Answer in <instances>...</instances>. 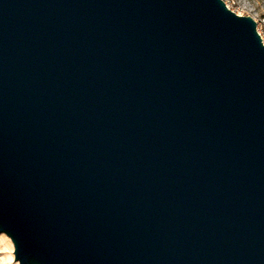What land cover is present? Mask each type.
<instances>
[{"label":"water","instance_id":"obj_1","mask_svg":"<svg viewBox=\"0 0 264 264\" xmlns=\"http://www.w3.org/2000/svg\"><path fill=\"white\" fill-rule=\"evenodd\" d=\"M0 232L20 264H264L256 20L0 0Z\"/></svg>","mask_w":264,"mask_h":264},{"label":"rangeland","instance_id":"obj_2","mask_svg":"<svg viewBox=\"0 0 264 264\" xmlns=\"http://www.w3.org/2000/svg\"><path fill=\"white\" fill-rule=\"evenodd\" d=\"M228 4L237 14L252 16L257 22L258 31L264 35V0H228ZM0 264H20L15 259L12 240L2 232H0Z\"/></svg>","mask_w":264,"mask_h":264},{"label":"built area","instance_id":"obj_3","mask_svg":"<svg viewBox=\"0 0 264 264\" xmlns=\"http://www.w3.org/2000/svg\"><path fill=\"white\" fill-rule=\"evenodd\" d=\"M225 1V3L228 5V7H229V4H228V0H224Z\"/></svg>","mask_w":264,"mask_h":264},{"label":"bare ground","instance_id":"obj_4","mask_svg":"<svg viewBox=\"0 0 264 264\" xmlns=\"http://www.w3.org/2000/svg\"><path fill=\"white\" fill-rule=\"evenodd\" d=\"M260 30V29H259ZM260 34L263 36V38H264V35H263V33L260 31Z\"/></svg>","mask_w":264,"mask_h":264}]
</instances>
